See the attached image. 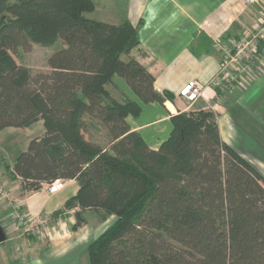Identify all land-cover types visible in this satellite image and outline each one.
Wrapping results in <instances>:
<instances>
[{
  "label": "trees",
  "instance_id": "1",
  "mask_svg": "<svg viewBox=\"0 0 264 264\" xmlns=\"http://www.w3.org/2000/svg\"><path fill=\"white\" fill-rule=\"evenodd\" d=\"M94 9L93 0H0V131L45 127L14 165L0 156L3 169L26 193L76 180L56 216L74 210L77 228L87 211L113 218L89 243L90 264H264V175L223 140L212 109L171 116L169 137L151 149L127 121L141 103L106 86L117 75L142 103L174 95L131 56L140 44L131 22L91 19ZM59 41L48 70L13 56ZM92 120L108 146L87 138Z\"/></svg>",
  "mask_w": 264,
  "mask_h": 264
},
{
  "label": "crops",
  "instance_id": "2",
  "mask_svg": "<svg viewBox=\"0 0 264 264\" xmlns=\"http://www.w3.org/2000/svg\"><path fill=\"white\" fill-rule=\"evenodd\" d=\"M93 1L95 9L87 13L89 18L113 25L131 22L140 40L131 56L154 76L157 91H168L174 95L173 100L164 104L142 103L125 80L123 83L121 77L114 76L112 83L106 86L109 93L116 98L126 95L141 103V113L127 118L132 130L139 132L151 149L157 150L171 133V116L185 111L212 109L217 113L223 140L264 175V60L260 72L243 79L221 103L217 101V91L211 85L223 57L214 46L215 41L232 44L239 39L246 26L256 23L258 7L246 5L242 0ZM189 81H198L205 86L203 96L193 104L180 97V90ZM239 104L242 107L251 104L259 119L250 127L249 132L252 133L245 134L255 143L253 149L248 146L239 148L235 144V140H242L243 136L235 133V128L239 127L237 117L244 116L238 113ZM33 128H38L39 134L28 138L25 149L17 148L14 161L6 159L9 164L14 165L33 138L45 133L44 123L39 121L28 128L10 127L0 131V152L5 151L8 155L12 151L10 145L20 134L19 130ZM2 162L0 158V172L6 178L4 181L11 185L15 199L22 201V211L36 220L47 219L49 230L44 237H38L16 228L11 221L10 207L0 203V222L7 234V240L0 243V264H81L82 247L86 249L105 230L102 227L105 222H101L94 211L85 213L86 222L78 228L74 210L56 216L57 212L64 210L67 201L77 195L78 182L65 180L64 188L55 194L49 193L45 186L39 191L26 193L22 191L21 180L11 179L3 170Z\"/></svg>",
  "mask_w": 264,
  "mask_h": 264
},
{
  "label": "built area",
  "instance_id": "3",
  "mask_svg": "<svg viewBox=\"0 0 264 264\" xmlns=\"http://www.w3.org/2000/svg\"><path fill=\"white\" fill-rule=\"evenodd\" d=\"M249 6H257L259 17L253 25V29L246 30L244 34L232 44L222 40L215 41L223 57L219 64V70L211 80V85L217 91V101L223 102L227 94L243 79L255 73H259L261 62L264 60V0H242ZM205 91V86L198 81H189L180 90V97L189 104L197 102ZM5 181L0 180L1 187ZM65 186L64 179H56L46 184V190L55 194ZM4 191V190H3ZM9 200V199H8ZM10 201V200H9ZM22 205L18 201L11 200L10 217L13 224L18 229L25 231L33 236L44 237L49 230L47 219H34L29 214L22 211Z\"/></svg>",
  "mask_w": 264,
  "mask_h": 264
},
{
  "label": "rangeland",
  "instance_id": "4",
  "mask_svg": "<svg viewBox=\"0 0 264 264\" xmlns=\"http://www.w3.org/2000/svg\"><path fill=\"white\" fill-rule=\"evenodd\" d=\"M258 17H259V15H258ZM251 29H253L252 25L246 26L244 31L251 30ZM63 45H64V42H62V41H59L52 46L33 44L32 50L25 51V50L20 49L18 51V53L13 54V56H14L15 60L17 61V63H19V64H21V65H23V66H25V67L33 70V71L48 70L49 69L48 64H47L48 57L50 55H52L54 52H56L57 50H59ZM214 46H215V43H214ZM263 46H264V44L262 43L261 49H260L261 51H262ZM253 76H256V73ZM120 79L122 82L124 81L123 78H120ZM123 83H125V82H123ZM117 97L119 99L122 98L121 95H118ZM238 108H239L238 113L244 114V116L239 115L237 117V120L239 122V127L235 128V133L238 136H240V133H242L243 136L241 135L242 140L240 138H237L235 140L236 141L235 144H237V146H239V148H242V147L246 148V146H248V148L250 149L253 147V145L255 143L252 140H250V138H248V136H245V134H251L252 133V132H249L250 127L252 125L257 124V121L259 122V119H257L256 114H254L251 104H247L246 107H242V105L239 104ZM37 129L38 128H33L32 130H19L20 134L16 138V142H18V144L16 142L12 143L10 145L11 147L9 148L12 151H10L8 155L6 154L5 151L4 152L2 151V155L0 154V156L5 157L6 159H9L10 161H14L15 157H13V155L16 152L17 148H20V146L22 148H24L27 144L28 138H30V137L32 138V136L38 135L39 133H38ZM86 136L90 140H93L95 142L100 143L102 146H108L110 143V137H109L107 128L105 126H103L100 122H98L97 120H92L91 122H89V131L86 134ZM244 136H245V139L243 140ZM259 153L260 152H258L257 154H259ZM2 179L4 181V179H6V178L0 172V180L2 181ZM46 184H48V183H46ZM46 184L43 185V186H45V188H46ZM2 185L4 187H1V185H0V203L8 205V207H10V209H11V200H13V201L20 202L22 207H23L22 201L15 199V194L13 195L14 192H13L11 185L9 183H7V181H6L5 185L4 184H2ZM112 222H113V218H110L108 221L105 222L104 226H102V227H105V229H106L112 224ZM13 225L17 228V226L15 224H13ZM88 245H87L86 249H84L82 247L81 264H90L89 256H88Z\"/></svg>",
  "mask_w": 264,
  "mask_h": 264
},
{
  "label": "water",
  "instance_id": "5",
  "mask_svg": "<svg viewBox=\"0 0 264 264\" xmlns=\"http://www.w3.org/2000/svg\"><path fill=\"white\" fill-rule=\"evenodd\" d=\"M7 240V234L5 232V229L3 225L0 222V243H3Z\"/></svg>",
  "mask_w": 264,
  "mask_h": 264
}]
</instances>
